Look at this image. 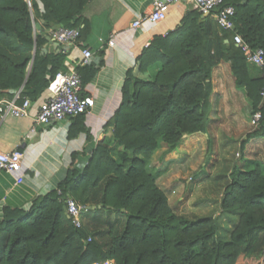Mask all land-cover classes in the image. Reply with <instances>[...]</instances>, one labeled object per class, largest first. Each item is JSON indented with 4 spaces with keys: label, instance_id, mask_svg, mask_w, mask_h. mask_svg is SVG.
Wrapping results in <instances>:
<instances>
[{
    "label": "trees",
    "instance_id": "obj_1",
    "mask_svg": "<svg viewBox=\"0 0 264 264\" xmlns=\"http://www.w3.org/2000/svg\"><path fill=\"white\" fill-rule=\"evenodd\" d=\"M89 1L0 0V100L20 89L22 99H39L65 60L59 52L41 53L47 38L57 28L87 29L83 11ZM224 5L235 10V32L251 50L264 52V0H224ZM223 62H229L234 86L245 91L252 113L262 116L246 138L262 137L264 68L260 79H252L253 66L233 45L231 34L221 32L211 17L201 19L191 11L178 29L154 38L136 59V75L127 73L121 105L107 124L110 136L96 147L83 172L67 174L27 210L3 207L0 264H264L262 168L234 166L229 175L221 211L241 215L229 242L216 239L213 219L177 216L148 171L161 144L173 151L183 136L205 133L211 73ZM150 70L154 77L142 79ZM65 197L94 207L83 214L81 229L71 224L61 201Z\"/></svg>",
    "mask_w": 264,
    "mask_h": 264
},
{
    "label": "crops",
    "instance_id": "obj_2",
    "mask_svg": "<svg viewBox=\"0 0 264 264\" xmlns=\"http://www.w3.org/2000/svg\"><path fill=\"white\" fill-rule=\"evenodd\" d=\"M151 1L90 0L85 6L83 19L87 29L81 31L79 41L82 48L92 53L90 64L82 66L77 51H71L63 63L64 72L74 70L84 81L81 95L94 100L93 109L80 122L65 120L50 127L35 126L33 118L39 105L50 97L47 89L38 100L30 102L28 118L0 119V152L16 151L23 156L19 173L0 175V219L4 206L27 210L35 197L56 190L67 174L83 172L96 147L110 136L107 124L121 105L127 73L136 75V59L154 38L174 32L187 14L196 11L182 0L165 9V18L160 23L145 22L132 30L131 23L150 12ZM207 18L201 15V19ZM111 36L113 48L106 45ZM43 49L46 52L41 51L42 54L58 52L53 42ZM229 65L223 62L212 70L205 133L183 136L173 151L161 144L148 164L149 173L174 213L188 221L213 219L216 239L221 242H229L241 216L239 211H221L232 169L258 166L264 171V135L246 138L257 130L250 124L251 102L243 89L234 86ZM250 77L260 79V70L252 67ZM20 178L22 183L17 185ZM89 209L92 211L94 207Z\"/></svg>",
    "mask_w": 264,
    "mask_h": 264
},
{
    "label": "built area",
    "instance_id": "obj_3",
    "mask_svg": "<svg viewBox=\"0 0 264 264\" xmlns=\"http://www.w3.org/2000/svg\"><path fill=\"white\" fill-rule=\"evenodd\" d=\"M182 0H152L149 13L139 16L130 25L132 30H137L145 22L157 24L164 20L165 9L181 2ZM188 2L202 16L211 17L218 29L227 34H231L233 45L244 55L246 62L262 71L264 68V52L262 49L251 50L240 35L235 32L234 16L235 10L232 6L224 5V0H184ZM78 29H57L51 34V40L58 45V52L65 55L71 51H77L81 56V65L88 66L92 53L82 48ZM107 47H114L113 36L107 41ZM47 91L50 97L45 100L37 109L33 118L35 126L50 127L61 121H74L79 116L87 115L94 107V100L91 97L81 95L82 82L77 72L59 71L50 81ZM22 89L13 93L11 99L0 100V119L11 117L15 119L28 118L31 103L28 99L21 98ZM260 105H264V83L260 90ZM261 113L256 111L250 115V124L257 129L261 120ZM22 154L11 152L8 154L0 152V175H12L21 170ZM238 158V155H237ZM192 181V178L188 179ZM22 179H17L16 184L20 185ZM60 196V191H57ZM71 224L76 229H81L82 216L89 208L81 205L70 197L61 200ZM264 258V248L262 251ZM93 264H115L111 260H101Z\"/></svg>",
    "mask_w": 264,
    "mask_h": 264
},
{
    "label": "rangeland",
    "instance_id": "obj_4",
    "mask_svg": "<svg viewBox=\"0 0 264 264\" xmlns=\"http://www.w3.org/2000/svg\"><path fill=\"white\" fill-rule=\"evenodd\" d=\"M214 22V21H213ZM11 44L13 45L14 44V40L11 38ZM16 54H17V52H15ZM12 57H15V55L14 54H12L11 55ZM154 74H155V71L154 70H150L146 75H144L143 77H142V79H145V80H147V79H152L153 77H154ZM250 145H252V144H250ZM248 154V151H247V153H246V151H245V155H247ZM246 157V156H245ZM262 171H263V169H262Z\"/></svg>",
    "mask_w": 264,
    "mask_h": 264
},
{
    "label": "water",
    "instance_id": "obj_5",
    "mask_svg": "<svg viewBox=\"0 0 264 264\" xmlns=\"http://www.w3.org/2000/svg\"><path fill=\"white\" fill-rule=\"evenodd\" d=\"M35 29H36V30L39 29V26H38V25H35ZM57 29H59V28H57ZM57 29H55V30H57ZM47 41H48V43H51V42H52V40H51L50 37L47 38ZM54 44H55V43H54ZM55 45H56V47H58L57 44H55ZM45 52H46V50L43 49V50H42V53H45ZM64 209H65V208H64Z\"/></svg>",
    "mask_w": 264,
    "mask_h": 264
}]
</instances>
